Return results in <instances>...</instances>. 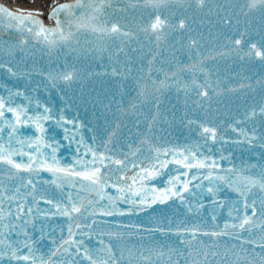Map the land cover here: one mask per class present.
<instances>
[{
  "label": "snow or ice",
  "instance_id": "obj_1",
  "mask_svg": "<svg viewBox=\"0 0 264 264\" xmlns=\"http://www.w3.org/2000/svg\"><path fill=\"white\" fill-rule=\"evenodd\" d=\"M109 6L110 0H75L71 4L56 3L54 0L47 6L48 19L55 21L53 28L45 27L39 19L44 15L43 10H20L17 14L0 6V25L20 34L18 43L11 36L0 43V70L18 79L31 75L19 68V61L14 64L17 51L21 56L28 54L30 38L31 43L41 45L51 53L58 47L71 49L74 40L79 43L77 33H90L95 39L88 42L89 47L83 50L85 55L103 59L107 52L113 65L105 75L127 78L132 69L124 45L133 33L125 31L118 22L108 24L102 19L104 9ZM129 6L152 10L150 22L142 26L141 31L150 42H155L157 48L177 28L192 30L184 18L178 24L171 23L162 15V10L176 8L205 16L222 12L219 23L224 26H231L234 22L239 24L241 16L247 22L243 31L234 32L232 37L227 38V44L221 50L214 49L207 55H200L198 51L197 63L192 65L176 63L175 71H164L155 66L153 56L148 67L137 69V77L133 78L136 84L134 90L137 91L133 107L136 103H143L155 106L159 112L160 97L173 85L181 90L178 74L190 71L193 77L191 83L182 86L185 108L191 100L195 106L193 112L199 109L208 114L213 99L210 90L216 96L221 91L218 90L219 81L210 79L204 61L214 60L217 56L227 58L234 53L241 60H258L264 64V0H238L229 4L228 10L211 4L210 0H132ZM255 17H259L262 26L250 31L251 20ZM117 41L118 53L125 55L123 63L118 58L114 59L111 51ZM189 47L198 50L202 45L196 38H190ZM161 72L163 80L154 78V74ZM197 73L205 76L203 83L197 81ZM45 79L51 88L63 90L71 89L82 77L74 66L66 63L59 71H49ZM0 87H4L7 93L6 96L0 95V264H180L181 261L183 264H264V164L242 162L237 166L229 160L231 166L225 168L220 161L229 158L223 154L219 157L212 154V146L216 144H233L241 150L264 148V134H257L255 124L251 133L237 127L258 115L264 117V106L251 112L245 111L243 119L234 118L225 126V131L230 129L236 133V139L226 138L215 122L187 119L189 126L196 125L200 136L197 142L183 146H152L146 136L141 141V144L149 145L146 155L140 147L130 145L134 150L122 154L120 159L112 155L113 148L109 147L113 145V137L117 136L115 130L102 145L101 151L94 146L95 138L92 145L85 142L78 131L83 125L66 118L63 110L54 113L51 107L35 100V109L42 108L43 111H30L34 97L18 89ZM250 87L240 84L241 89ZM227 91L236 92L238 89L228 88ZM192 94L195 99H191ZM18 98L27 103H17ZM205 104L209 107L205 108ZM49 122L63 130L69 148L75 144L71 164H62L58 158L61 145L55 137L47 135L49 129L45 125ZM68 125L72 128L69 129ZM22 129H34L38 135L25 136L21 133ZM259 158L264 159V153ZM112 165L116 166L115 170ZM170 165L175 166L174 170H169ZM131 170L135 171L128 175ZM41 173H48L51 179L42 180ZM5 178L16 183L5 186ZM161 178H165L164 186L153 183ZM41 183L53 185L60 193V199L40 196L44 204L51 205L44 211L43 217L39 208L34 214L32 206L39 203L37 185ZM221 192L234 193L238 199H222ZM82 193H87V197ZM28 197H31L32 205L26 206ZM169 201H178L189 214L200 217V221L191 226L181 221L175 228L171 221L166 227L160 221L146 231L150 235L157 232L162 236L175 235L184 249L170 245L146 247L143 244L139 248L129 247L124 243L125 236L139 235L141 225H109V221L104 219L139 216L154 205H164ZM226 206L231 220L221 227L217 217L219 210ZM205 211L211 223L204 216ZM54 217L63 219L58 228L59 238L56 227H51L50 231L45 229V224ZM41 218L44 223L37 225L36 221ZM104 225L109 226L102 227ZM256 229H259L258 233ZM243 233L249 235L245 237ZM201 236L207 237L208 241L200 240ZM225 238L239 243L222 244ZM42 246L48 249L47 252L42 250Z\"/></svg>",
  "mask_w": 264,
  "mask_h": 264
},
{
  "label": "water",
  "instance_id": "obj_2",
  "mask_svg": "<svg viewBox=\"0 0 264 264\" xmlns=\"http://www.w3.org/2000/svg\"><path fill=\"white\" fill-rule=\"evenodd\" d=\"M71 1H73V0H70V2ZM74 3H75V1H74ZM69 4H71V3H69ZM115 5H119V2H117V3L112 2L111 6L108 7L109 9L112 7V10L110 9L111 11L108 8L104 9V16L102 17V19L104 21L106 19H111V20H115V21L116 20H120V21L124 20V16H122V14H123L122 8L119 6H115ZM77 13H79V10H77ZM41 17H43V16H41ZM63 19H64V17L62 16V20ZM53 23H54V21H52L50 24H53ZM50 24H48V25H50ZM253 25L254 24L251 22L250 31H254L256 29V28H253ZM261 26L262 25H257V28L261 27ZM65 31L66 32L68 31L67 27H65ZM73 31H75L74 28H73ZM25 35H27V33H25ZM76 35L78 36V33ZM10 36L15 42H17V43L19 42V39H15L13 37V34L10 33L9 29H7L3 25H0V43H2L3 41L9 40ZM76 43L77 42L74 40L72 43V46H71L72 49H69L67 47H58L53 52L48 53L45 49L42 48L41 45L31 43V38H30V46L28 49V54L25 56H21L19 51H17L16 61H14V62L19 61L20 64H25V65L30 66V70H32L33 73L35 72L36 76H39V77H38V79H36V78H34V76H31L32 74L29 77H30L31 81H32V79H33V81H36V85H37L36 89L40 90L42 92L47 91L48 93H50V91L52 92V89H53V88H51L50 85H48L47 80L45 79V75L49 71H55V70H53L54 68H48L46 65H44L48 61H53V62L60 64V65H64L66 63H71V64L75 65L76 69L78 71L79 70L82 71L81 72V77H82L81 81L83 83L86 82V84L88 85V84H90V83H88V80H87L88 77L86 74L88 69L86 68L85 63L82 60H85V58L88 59V58H93V57L92 56H86L85 53L82 51L84 49H80L77 45H75ZM213 43H214V41L210 39V36L207 39V41L201 42V44H209V45H211ZM80 44L84 45V41ZM114 57H116V55ZM78 61L79 62L81 61V62L78 63ZM95 63H96L95 68L97 67L98 69L111 68L113 65V61L106 60V58H104V57H103V59L96 58ZM39 66L46 68L45 74L42 72L41 73L43 75L37 73L38 70H40ZM130 66H131V63L129 64V67ZM208 68H209V66H208ZM121 70L123 71V69H121ZM214 72L216 74V79L211 78V77H210V79L212 81L218 79L219 83L223 82L227 86L225 92L223 93V96H221V94L219 96H216L215 94L211 93V90H210V95H212L213 99H212L209 114L214 115L215 116L214 119H218L224 125H228L230 122L234 121V118L243 119L244 113H245V111H247V109L249 107H253V106L257 105V109H258V108L264 106V94H257V91L251 90L250 88H247L246 90L244 88L243 89L240 88V84H241L240 77L242 75L235 74L233 71H226L225 69H223V71L216 70ZM5 73H6L5 71L0 70V82L3 81L5 78H8V76H5ZM156 78L160 79V74H156ZM117 79H121V77H117ZM196 79L198 82L203 83L205 76L203 75V73H197ZM244 80L248 84H251L252 87H257V84L264 87V64H262L258 60H255V63L253 64L252 69L248 73L247 78H245ZM61 88H62V86H61ZM228 88H236V89H238V91L229 92V91H227ZM173 89L175 90L176 87ZM71 90L78 92L79 91L78 84H74L73 87L71 88ZM181 90H182V88H181ZM181 90H178V91H181ZM24 93L26 95L28 93V91L25 90ZM56 95H57V100L54 101V106L49 104L48 101L46 102V100H44L42 97H40V98L38 96H32V97H34V99H36V100H39L41 103H47V105H50V107L55 112H59V111L63 110V115H65V117L66 116L71 117L73 120H76V121L81 120L80 119L81 115L88 114V112L85 109H83V107H81L79 105V103L75 104V102L72 101L73 98H72V95L68 89H66V92L64 90H58V93ZM61 97H63V99H61ZM123 105L124 104H121V106H123ZM111 111H112V109H111ZM148 111H150V109H148ZM202 113L203 112H197V115L200 116ZM95 116H98V115H95ZM198 116L196 118H198ZM143 117L147 118L146 115ZM249 123L254 124L255 122L249 121ZM142 126H143V119L140 121V123L138 124L137 127L131 126V127H128L127 129H128V131L137 130V129L139 130L142 128ZM84 129H85V125H83V127L81 128L82 136H83V138L87 144L92 145V135H95L94 130H90V135H89V134H85ZM52 131H53L52 137H55V139L61 145L60 150L57 153L58 158L60 159L62 164H71L72 160H71L70 156H71V154H73V149L69 148L68 141L64 140V137L62 138L61 136H59L60 133H56L54 131V129H52ZM62 132H63V130H62ZM141 146H142V144L139 147L144 150V155H146L147 154V146H142V147ZM118 148H121V146H118ZM115 149H117V148H115ZM41 174L44 175L45 177H48V174H46V173H41ZM109 191H111V190H109ZM81 195L87 197V193H82ZM255 232L258 233L259 229H256ZM248 235H249L248 233H245V237H247ZM234 241H237V240H234ZM238 243H239V241L236 242V244H238ZM257 251H259V249H257Z\"/></svg>",
  "mask_w": 264,
  "mask_h": 264
},
{
  "label": "bare ground",
  "instance_id": "obj_3",
  "mask_svg": "<svg viewBox=\"0 0 264 264\" xmlns=\"http://www.w3.org/2000/svg\"><path fill=\"white\" fill-rule=\"evenodd\" d=\"M44 0H38L35 5H32L31 7L27 5H21L17 3V0H0V4L6 5L8 8H10L13 11L19 12L20 10H23L25 12L29 10H43L44 13L47 9L43 8L40 4H42ZM61 1H68L70 0H61ZM44 17V16H43ZM52 21L47 18H45V24H50Z\"/></svg>",
  "mask_w": 264,
  "mask_h": 264
},
{
  "label": "rangeland",
  "instance_id": "obj_4",
  "mask_svg": "<svg viewBox=\"0 0 264 264\" xmlns=\"http://www.w3.org/2000/svg\"><path fill=\"white\" fill-rule=\"evenodd\" d=\"M29 1H33V0H29ZM34 1H37V0H34ZM57 0H55V2H56ZM54 2V0H44L43 2H42V6H43V8H45V9H47V6L48 5H50V4H52ZM34 3V2H33ZM29 6H31V5H29Z\"/></svg>",
  "mask_w": 264,
  "mask_h": 264
}]
</instances>
